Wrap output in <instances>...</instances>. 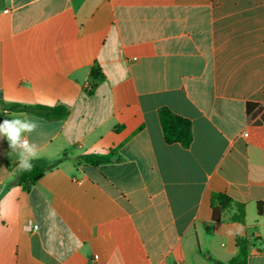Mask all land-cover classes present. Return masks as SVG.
Instances as JSON below:
<instances>
[{
  "label": "crops",
  "instance_id": "obj_1",
  "mask_svg": "<svg viewBox=\"0 0 264 264\" xmlns=\"http://www.w3.org/2000/svg\"><path fill=\"white\" fill-rule=\"evenodd\" d=\"M15 118L53 168L17 185L0 134V264H214L237 237L264 264V0H0V124ZM213 193L245 223L213 222Z\"/></svg>",
  "mask_w": 264,
  "mask_h": 264
},
{
  "label": "trees",
  "instance_id": "obj_2",
  "mask_svg": "<svg viewBox=\"0 0 264 264\" xmlns=\"http://www.w3.org/2000/svg\"><path fill=\"white\" fill-rule=\"evenodd\" d=\"M94 77L97 75L96 70L93 72ZM16 108L23 112L35 114L46 119H62L68 114V110L64 106L45 107V106H29L17 104ZM161 121L164 127L165 139L168 143L180 142L183 146L188 147L192 140L190 123L180 117L173 116L168 111H163ZM85 162L94 161L91 157L84 158ZM33 165L31 171H24L19 168L17 172L16 184L23 186L29 190L34 186L41 177L53 166L47 164L44 159H32ZM232 209L235 212L230 217V220L239 223H245L246 212L245 205L235 202L229 196L220 193L212 194V220L219 223L224 220V214ZM258 209L261 215L264 214L262 203L258 204ZM258 243L257 239L251 237H237L236 246L238 253L227 262L213 260L214 264H248V259L252 253V248Z\"/></svg>",
  "mask_w": 264,
  "mask_h": 264
},
{
  "label": "clouds",
  "instance_id": "obj_3",
  "mask_svg": "<svg viewBox=\"0 0 264 264\" xmlns=\"http://www.w3.org/2000/svg\"><path fill=\"white\" fill-rule=\"evenodd\" d=\"M37 124L33 120L15 118L11 121L5 120L0 124V134H3L10 141V147L13 150H20L19 167L24 171H31L33 165L31 160L36 158L37 148L30 144L22 133H31L35 131Z\"/></svg>",
  "mask_w": 264,
  "mask_h": 264
},
{
  "label": "built area",
  "instance_id": "obj_4",
  "mask_svg": "<svg viewBox=\"0 0 264 264\" xmlns=\"http://www.w3.org/2000/svg\"><path fill=\"white\" fill-rule=\"evenodd\" d=\"M32 229H34V230H37V229H38V227H37V226H34ZM29 230H30V228H29Z\"/></svg>",
  "mask_w": 264,
  "mask_h": 264
}]
</instances>
